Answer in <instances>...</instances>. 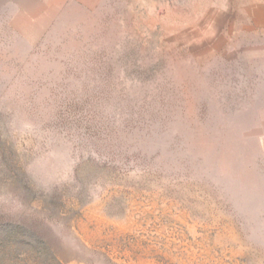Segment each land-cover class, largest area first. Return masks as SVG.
I'll return each instance as SVG.
<instances>
[{"label":"rangeland","instance_id":"rangeland-1","mask_svg":"<svg viewBox=\"0 0 264 264\" xmlns=\"http://www.w3.org/2000/svg\"><path fill=\"white\" fill-rule=\"evenodd\" d=\"M263 42L264 0H0V264H264Z\"/></svg>","mask_w":264,"mask_h":264},{"label":"crops","instance_id":"crops-1","mask_svg":"<svg viewBox=\"0 0 264 264\" xmlns=\"http://www.w3.org/2000/svg\"><path fill=\"white\" fill-rule=\"evenodd\" d=\"M263 52H262V69H261V85H260V96H261V134H260V142L262 146V155L260 157L261 161V170L256 172V175L253 176L252 182V193L249 190V202L248 207L250 205L251 199L253 200L251 206L253 210V216L255 215V226H260L263 228L264 232V42L262 44ZM259 160V158H258ZM249 210L250 207H249Z\"/></svg>","mask_w":264,"mask_h":264}]
</instances>
